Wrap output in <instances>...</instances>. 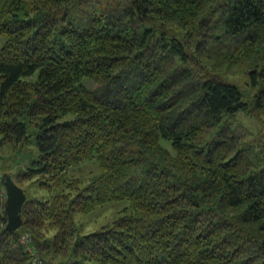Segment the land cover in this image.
Returning <instances> with one entry per match:
<instances>
[{"label":"trees","instance_id":"16d2710c","mask_svg":"<svg viewBox=\"0 0 264 264\" xmlns=\"http://www.w3.org/2000/svg\"><path fill=\"white\" fill-rule=\"evenodd\" d=\"M0 36V143L37 150L3 171L46 192L0 210V264H32L24 233L44 264H264V0H0Z\"/></svg>","mask_w":264,"mask_h":264},{"label":"rangeland","instance_id":"374dc122","mask_svg":"<svg viewBox=\"0 0 264 264\" xmlns=\"http://www.w3.org/2000/svg\"><path fill=\"white\" fill-rule=\"evenodd\" d=\"M2 44L3 38L0 36V47ZM227 77L229 80L236 83L244 93L248 90L247 71L243 69L242 66L233 67V69L227 73ZM237 122L251 132H255L261 127L258 120H254V117L244 112L236 113L233 124ZM161 142L165 146L168 145V142L164 139H161ZM25 147L15 148L11 144L0 143V175L5 172L3 168L15 172L19 168L24 170L31 164L30 159L36 158L37 150L31 143H26ZM98 173L99 167L94 158L81 161L78 165L71 166L67 170L68 176L81 179L83 184L90 177ZM36 179L37 178H33L32 180L23 181L18 183V185L25 189L28 196L42 198L46 192L38 187ZM126 207L129 210V203L127 200L109 201L87 214H77L75 217L77 235L87 234L98 230L102 226L111 224L119 215L126 213L123 211ZM53 233L54 230L51 229L49 234L52 235ZM25 235L28 237L27 233H24L22 236ZM27 245L29 244H26L25 247ZM29 246L32 247L31 245Z\"/></svg>","mask_w":264,"mask_h":264},{"label":"water","instance_id":"95a60500","mask_svg":"<svg viewBox=\"0 0 264 264\" xmlns=\"http://www.w3.org/2000/svg\"><path fill=\"white\" fill-rule=\"evenodd\" d=\"M0 183L6 193L5 199L0 201V210L2 209L7 217L5 227L14 230L22 223L21 209L27 197L26 192L14 181L9 172L0 175Z\"/></svg>","mask_w":264,"mask_h":264},{"label":"built area","instance_id":"2783aa9c","mask_svg":"<svg viewBox=\"0 0 264 264\" xmlns=\"http://www.w3.org/2000/svg\"><path fill=\"white\" fill-rule=\"evenodd\" d=\"M6 197V193L5 190L3 189V187L0 186V201L2 202ZM21 241L23 243H25V245L29 242V238L27 237V235L25 236H21ZM25 249L30 253V255L32 256V264H44L41 259L39 258V256L35 253L33 247H30L29 245H27L25 247Z\"/></svg>","mask_w":264,"mask_h":264}]
</instances>
